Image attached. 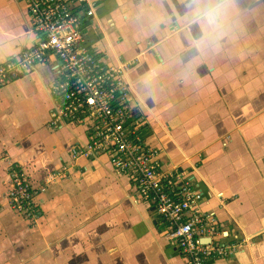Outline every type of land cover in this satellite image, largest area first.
<instances>
[{
  "label": "crops",
  "instance_id": "0c3cea01",
  "mask_svg": "<svg viewBox=\"0 0 264 264\" xmlns=\"http://www.w3.org/2000/svg\"><path fill=\"white\" fill-rule=\"evenodd\" d=\"M216 2L221 21L209 28L196 0H80L82 10L95 4L84 43L108 64L136 61L125 74L131 122L200 186L196 210L215 219L212 240L235 245L211 264H264V0ZM39 34L25 2L0 0V64ZM58 71L45 57L0 87V264H188L109 156L72 159L90 132L52 125ZM62 160L70 178L56 175ZM15 168L38 190L33 219L6 204Z\"/></svg>",
  "mask_w": 264,
  "mask_h": 264
},
{
  "label": "built area",
  "instance_id": "2783aa9c",
  "mask_svg": "<svg viewBox=\"0 0 264 264\" xmlns=\"http://www.w3.org/2000/svg\"><path fill=\"white\" fill-rule=\"evenodd\" d=\"M26 3L37 42L14 59L0 64V87L48 57L59 68V83L53 87L57 103L51 111L52 125L87 126L89 141L72 149V159L111 158L116 171L137 183V201L155 206L171 229V237L188 264H211L231 258L234 244L212 240L216 221L196 208L204 197L199 185L184 173H175L158 158L160 150L144 145L131 122L134 102L125 79L136 61L108 64L85 45V20L95 14V4L80 9V0H19ZM59 177H71L70 161L62 160ZM55 178V177H53ZM38 190L30 178L15 168L6 196L9 208L34 218L33 198ZM210 237L209 242L202 238Z\"/></svg>",
  "mask_w": 264,
  "mask_h": 264
},
{
  "label": "clouds",
  "instance_id": "9594fccd",
  "mask_svg": "<svg viewBox=\"0 0 264 264\" xmlns=\"http://www.w3.org/2000/svg\"><path fill=\"white\" fill-rule=\"evenodd\" d=\"M198 5L197 17L202 20L209 28H215L221 21V12L224 4L216 0H196Z\"/></svg>",
  "mask_w": 264,
  "mask_h": 264
}]
</instances>
